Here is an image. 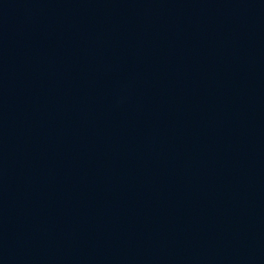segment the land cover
<instances>
[{
  "label": "water",
  "instance_id": "water-1",
  "mask_svg": "<svg viewBox=\"0 0 264 264\" xmlns=\"http://www.w3.org/2000/svg\"><path fill=\"white\" fill-rule=\"evenodd\" d=\"M0 264H264V0H0Z\"/></svg>",
  "mask_w": 264,
  "mask_h": 264
}]
</instances>
